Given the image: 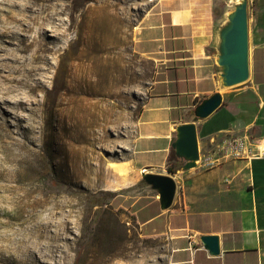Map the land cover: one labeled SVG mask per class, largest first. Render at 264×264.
<instances>
[{
	"label": "rangeland",
	"instance_id": "374dc122",
	"mask_svg": "<svg viewBox=\"0 0 264 264\" xmlns=\"http://www.w3.org/2000/svg\"><path fill=\"white\" fill-rule=\"evenodd\" d=\"M117 1L121 41L108 55L101 52L97 54L99 58L95 57L96 62L90 60L92 72L82 93L85 109L80 128L75 130L68 119L63 123L59 121L63 114L57 110L54 88L65 79L66 60L59 61L58 57L48 54L39 89L17 87L4 93L0 88V167L12 170L15 180L11 183L19 184L12 203L4 205L6 215L0 218L19 213L31 224L51 217L46 209L51 203L73 200L77 204L71 215H66L69 207L65 206L50 219L63 221L67 216L72 224L71 243H76L77 236L90 239L105 258L118 246L120 264H166L167 249L163 241L144 236L133 213L137 198L157 195V192L139 173L132 171L128 162L137 116L156 68L154 61L136 52L133 46L136 26L150 0ZM241 1L214 0V20L220 30L228 24L229 14ZM246 3L252 70L253 52L256 47L264 46V0H246ZM78 9H65L55 17L58 27L46 28L47 33L55 37L63 26L72 24L68 39L77 40V44L71 46L72 52L77 51L84 34L75 27L80 20ZM51 40L67 45L65 37ZM115 53H119L118 62H114ZM219 68L218 91L223 98L249 82L248 79L238 85L225 86L222 67L219 65ZM251 74L252 71L250 77ZM82 149L86 152L84 160ZM87 168L101 171L99 176H91L93 182L88 183L79 176L80 171ZM78 217L86 219L85 227L80 223L74 225ZM76 244L78 252L73 251L69 264H78L84 242ZM105 264H114V260Z\"/></svg>",
	"mask_w": 264,
	"mask_h": 264
},
{
	"label": "crops",
	"instance_id": "0c3cea01",
	"mask_svg": "<svg viewBox=\"0 0 264 264\" xmlns=\"http://www.w3.org/2000/svg\"><path fill=\"white\" fill-rule=\"evenodd\" d=\"M220 41L214 0H150L133 43L156 67L135 125L133 172L167 174L181 124L195 125L200 152L226 135H264V46L253 52L257 80L252 56L249 82L206 118L193 115V107L218 90ZM172 176L179 191L170 206L162 207L158 193L133 203L145 199L134 217L144 236L163 241L166 264H264V158L179 167ZM207 234L218 237L217 254L202 243Z\"/></svg>",
	"mask_w": 264,
	"mask_h": 264
},
{
	"label": "bare ground",
	"instance_id": "6f19581e",
	"mask_svg": "<svg viewBox=\"0 0 264 264\" xmlns=\"http://www.w3.org/2000/svg\"><path fill=\"white\" fill-rule=\"evenodd\" d=\"M68 8H80V20L75 27L84 34L76 52H72L71 46L77 44V40L68 39L73 30L72 24L63 26L54 34L55 37L46 30L48 26L58 27L55 17ZM70 13L72 16V11ZM121 26L117 0L113 3L109 0H0V88L4 93L14 91L17 87L39 89L48 54L58 57L59 61L66 60L63 67L65 79L54 88L55 96L58 97L57 110L63 114L59 121L63 123L68 119L75 130L80 128L85 109L82 93L92 72L90 60L93 62L101 52H107L108 55L119 45ZM60 37L67 39L66 46L51 40ZM113 58L114 62H118L119 53H115ZM79 135L85 140L81 132ZM82 155L83 160L86 159V152ZM100 173V170L87 168L81 170L79 176L89 183L93 182L92 175L99 176ZM14 178L12 170L0 167V215H6L4 205L12 203V196L19 186L18 183H11ZM76 204V201L66 199L51 203L46 207L51 217L31 224L19 213L0 218V264H69L73 251L75 254L78 252L75 249L78 241L84 242L78 264H105L112 259L114 264H120L118 246L113 247L105 258L90 239L77 236L76 243H71L72 224L67 216L71 215ZM65 206L69 209L63 221L50 220L52 215L62 212ZM75 212L77 214L79 211ZM85 220L78 217L74 225L80 223L83 227Z\"/></svg>",
	"mask_w": 264,
	"mask_h": 264
},
{
	"label": "water",
	"instance_id": "95a60500",
	"mask_svg": "<svg viewBox=\"0 0 264 264\" xmlns=\"http://www.w3.org/2000/svg\"><path fill=\"white\" fill-rule=\"evenodd\" d=\"M228 19V24L220 30V54L217 63L222 67L223 84L233 86L247 81L251 72L246 0L235 6ZM222 101L223 96L218 90L203 97L193 107L194 117L206 118L222 104ZM177 130L180 136L175 143L178 149L175 153L185 160L181 167H195L199 157L196 127L193 123H186L178 126ZM141 177L157 190L162 207L170 206L177 187L172 174L142 172ZM200 239L210 253L219 252L216 235H202Z\"/></svg>",
	"mask_w": 264,
	"mask_h": 264
},
{
	"label": "built area",
	"instance_id": "2783aa9c",
	"mask_svg": "<svg viewBox=\"0 0 264 264\" xmlns=\"http://www.w3.org/2000/svg\"><path fill=\"white\" fill-rule=\"evenodd\" d=\"M264 158V135L253 136L249 132L230 134L219 141L212 140V146L206 152H200L196 166L212 168L226 159ZM146 171V168L141 170Z\"/></svg>",
	"mask_w": 264,
	"mask_h": 264
},
{
	"label": "trees",
	"instance_id": "16d2710c",
	"mask_svg": "<svg viewBox=\"0 0 264 264\" xmlns=\"http://www.w3.org/2000/svg\"><path fill=\"white\" fill-rule=\"evenodd\" d=\"M253 76H254V80H257V77H256V60H255V55H253ZM195 119H197L195 117ZM183 164V162L181 161V159L177 156V154L175 153L174 150H171L169 155H168V161H167V164H166V170L167 172L173 174L176 169H178L179 167H181ZM143 200L145 199H139L136 201L135 205L139 206V204L141 202H143Z\"/></svg>",
	"mask_w": 264,
	"mask_h": 264
}]
</instances>
